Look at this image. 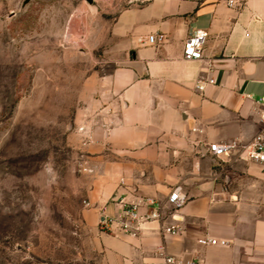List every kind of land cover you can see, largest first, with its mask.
<instances>
[{
  "label": "crops",
  "instance_id": "1",
  "mask_svg": "<svg viewBox=\"0 0 264 264\" xmlns=\"http://www.w3.org/2000/svg\"><path fill=\"white\" fill-rule=\"evenodd\" d=\"M191 29L206 33L203 59L183 57ZM112 30L114 66L90 80L80 109L91 117L90 139L78 134L95 184L88 214L118 217L124 203L144 213L150 199L182 229L165 234L156 220L136 233L100 232L104 264H164V255L264 264V163L207 152L209 143H246L264 131V0L132 2ZM156 33L164 41L143 43ZM174 189L186 197L175 212L167 205ZM204 237L229 244L205 245Z\"/></svg>",
  "mask_w": 264,
  "mask_h": 264
},
{
  "label": "rangeland",
  "instance_id": "2",
  "mask_svg": "<svg viewBox=\"0 0 264 264\" xmlns=\"http://www.w3.org/2000/svg\"><path fill=\"white\" fill-rule=\"evenodd\" d=\"M24 1L0 0V264H104L80 109L144 0Z\"/></svg>",
  "mask_w": 264,
  "mask_h": 264
},
{
  "label": "built area",
  "instance_id": "3",
  "mask_svg": "<svg viewBox=\"0 0 264 264\" xmlns=\"http://www.w3.org/2000/svg\"><path fill=\"white\" fill-rule=\"evenodd\" d=\"M230 7H240L245 3V0H226ZM165 39V34L156 33L150 34L143 39L144 44L158 45ZM206 39V33L199 29H191L184 44L183 57L186 60H200L204 58L203 46ZM215 83V79L210 78L206 80H200L197 84L199 91H204L205 83ZM264 104V96L261 98ZM87 115V114H84ZM261 119L264 122V110L261 114ZM80 121L78 126V133L81 135H89V127L86 122V118ZM88 139H90L88 137ZM235 151L239 154L240 158L253 160L259 163H264V131L258 133L250 141L241 143L234 140L230 142H212L207 146V152L212 156L220 159H224L232 155ZM186 202V197L181 195L178 189H174L167 199V205L173 212L180 209ZM148 209L141 213L138 203H124L121 213L118 217L109 216L106 211L100 216V225L103 230L109 232L120 233H136L141 230L142 226L146 222L162 221L161 230L166 234H178L181 231V226L178 223H167L165 221L167 214L164 211V207L161 205H154L153 201L147 199L145 201ZM89 205V203H87ZM173 220L175 216L170 213ZM201 242L205 245H228L227 239H218L215 237H204ZM160 253L164 255V246L160 247ZM164 264H201V261L197 259L184 261L178 257L172 255H164Z\"/></svg>",
  "mask_w": 264,
  "mask_h": 264
},
{
  "label": "water",
  "instance_id": "4",
  "mask_svg": "<svg viewBox=\"0 0 264 264\" xmlns=\"http://www.w3.org/2000/svg\"><path fill=\"white\" fill-rule=\"evenodd\" d=\"M29 1H30V0H25V1H24V4L28 3ZM90 1H92V0H90Z\"/></svg>",
  "mask_w": 264,
  "mask_h": 264
}]
</instances>
